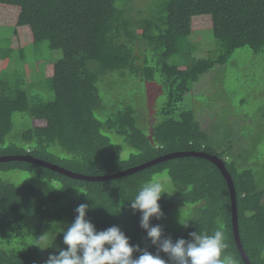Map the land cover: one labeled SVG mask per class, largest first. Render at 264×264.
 I'll return each mask as SVG.
<instances>
[{"label": "trees", "instance_id": "obj_1", "mask_svg": "<svg viewBox=\"0 0 264 264\" xmlns=\"http://www.w3.org/2000/svg\"><path fill=\"white\" fill-rule=\"evenodd\" d=\"M0 5L18 9L17 25L29 28L34 45L61 52L53 76L43 73L37 81L48 87L51 100L30 92L26 79L0 75V158L27 156L101 177L173 152L215 155L233 181L243 250L251 264H264V186L251 169L239 168L216 147L211 122L203 127L199 113L177 110L237 50L264 53V0H0ZM205 16L219 52L202 59L193 56L198 49L191 21ZM125 75L141 81L158 77L164 85L166 102L151 138L139 130L131 106L103 121L94 115L102 109L103 80L114 76L119 82ZM14 114L40 123L7 143ZM111 134L135 153L120 158ZM15 170L56 185L46 193L30 182L0 179V241L31 239L28 246L0 249V264H42L43 248L68 250L59 254L58 264H244L233 238L226 181L205 159H172L106 181L73 179L26 161L0 162V172ZM163 173L175 193L151 197L148 184ZM180 205L187 215L175 225L171 219Z\"/></svg>", "mask_w": 264, "mask_h": 264}, {"label": "rangeland", "instance_id": "obj_2", "mask_svg": "<svg viewBox=\"0 0 264 264\" xmlns=\"http://www.w3.org/2000/svg\"><path fill=\"white\" fill-rule=\"evenodd\" d=\"M17 15V8L0 5V58H5L0 75L9 79H14L15 76L26 79L32 84L27 85L30 92L38 94L45 101L51 100L52 93L48 87H40L37 81L43 73L47 78L53 76L52 64L61 57V52L50 50L46 43L34 45L29 28L17 25ZM211 25L210 17L207 16L196 17L191 21V30L194 32L192 39L197 38L194 43L198 52L193 55L196 58H213L219 52ZM229 61L224 67L216 66L210 74L202 78L196 89L179 103L177 110L199 113L203 127L211 122L210 136L216 147L226 152L230 161L235 160L239 168L251 169L260 188H263L264 53L255 55L250 49L243 48L237 50ZM179 62L183 63L181 59ZM100 90L103 92L104 102L101 101L102 109L94 112L97 119L103 121L117 110L131 106L135 111L139 130L151 138V129L159 123L158 113L166 102L165 88L158 77L153 81H141L134 76L125 75L117 82L114 76H110L103 80ZM215 98L218 100L215 101ZM12 120L13 126L6 137L7 143L17 141L19 133L40 123L20 114H14ZM230 135L234 141L231 146L228 144ZM110 138L120 158L127 159L130 154L135 153L120 137L111 134ZM228 146L229 151L226 150ZM51 150L62 154L58 147ZM240 156L241 159H238ZM0 179L14 185L30 182L46 193L56 185L39 179L34 174L18 170L0 172ZM148 193L151 197L168 198L174 195L175 187L166 174H158L148 184ZM181 206L176 207L175 216L171 219L175 225L187 215L182 214L187 210ZM25 225L31 226L26 221ZM49 238V242H52L51 237ZM67 239L64 235V244ZM30 242L28 235L4 239L0 241V249H17L28 246ZM42 252V264H58L59 254L64 256L68 250L65 248L58 253L54 249L43 248Z\"/></svg>", "mask_w": 264, "mask_h": 264}, {"label": "water", "instance_id": "obj_3", "mask_svg": "<svg viewBox=\"0 0 264 264\" xmlns=\"http://www.w3.org/2000/svg\"><path fill=\"white\" fill-rule=\"evenodd\" d=\"M183 157H196V158H201L205 159L209 162H211L217 169L220 171L222 176L224 177L228 191H229V197H230V213H231V223H232V231H233V238L235 242V246L237 251L240 254L241 260L244 264H251L248 257L246 256L242 244L240 242V237H239V232H238V226H237V200H236V193H235V188L233 185V181L231 179V176L229 175L228 171L226 170L222 160L218 158L215 155H209L205 154L204 152H173L170 154H166L163 156H160L158 158H155L151 161H148L146 163L140 164L136 167H131L126 170L114 173L112 175L108 176H101V177H92V176H85L81 174H76L74 172L68 171L64 168H61L57 165L31 158V157H1L0 162H7L10 160H19V161H26L32 164H35L37 166L44 167L46 169H49L51 171H54L56 173H59L61 175H65L66 177L73 178V179H78V180H85V181H106V180H111V179H116V178H121L125 176H129L132 174H135L138 171L145 170L149 167H152L156 164L169 161L172 159H177V158H183Z\"/></svg>", "mask_w": 264, "mask_h": 264}, {"label": "crops", "instance_id": "obj_4", "mask_svg": "<svg viewBox=\"0 0 264 264\" xmlns=\"http://www.w3.org/2000/svg\"><path fill=\"white\" fill-rule=\"evenodd\" d=\"M1 68H2V67H1V63H0V70H1Z\"/></svg>", "mask_w": 264, "mask_h": 264}]
</instances>
